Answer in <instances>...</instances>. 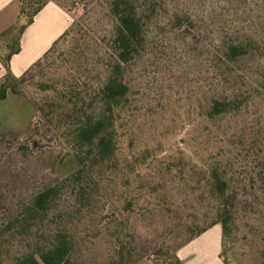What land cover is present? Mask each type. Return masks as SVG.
Listing matches in <instances>:
<instances>
[{"label": "rangeland", "instance_id": "1", "mask_svg": "<svg viewBox=\"0 0 264 264\" xmlns=\"http://www.w3.org/2000/svg\"><path fill=\"white\" fill-rule=\"evenodd\" d=\"M108 1L53 0L24 31V63L42 57L62 23L65 31L80 21L89 46L81 60L41 65L26 76L19 94L36 112L29 127L21 130L29 108H4L2 126L18 133L0 131V264L35 252L39 235L53 229L72 237L70 264H176L177 250L213 216L206 169L215 156L233 169L241 186L221 256L226 264H264V95L214 126L204 118L213 93L227 87L254 91L264 79V0H134L143 8L144 38L125 72L131 100L118 129L115 165L91 171L84 208L63 189L49 216L60 215L42 231L9 227L34 194L79 167L38 110L50 97L40 87L75 77L81 97L93 98L109 61ZM17 15L15 8L7 10L12 21L2 34L16 25ZM8 36L0 37V56ZM237 41L255 42L259 50L235 67L226 84L218 59L225 44Z\"/></svg>", "mask_w": 264, "mask_h": 264}, {"label": "trees", "instance_id": "2", "mask_svg": "<svg viewBox=\"0 0 264 264\" xmlns=\"http://www.w3.org/2000/svg\"><path fill=\"white\" fill-rule=\"evenodd\" d=\"M52 1L15 0L18 10L17 23L0 34V37L9 35L6 52L0 56V62L6 70L0 87V101L6 98L8 91L14 95L19 94L20 86L34 68L47 64L50 66L61 64L63 67L75 56L83 59L85 49L89 46V39L81 22L76 21L72 22L42 57L22 75L18 78L10 75L9 62L12 56L20 52V41L24 31L33 23L38 13ZM106 10L112 19L109 61L104 80L94 90L93 98L89 100L81 97L79 92L81 86L75 77L72 79L69 76L62 77L51 85L40 87V90L50 97L45 99L38 110L52 125L56 138L68 148L79 167L59 180V183H49L34 194L9 226L17 225L22 233L35 227L37 231H42L41 227L47 221L53 223L54 219H57L60 212L52 214L54 217L51 218L49 215L53 205L60 199L63 189L75 199L78 209L84 208L92 188L91 171L96 167L112 168L115 165L118 129L122 130V123L129 111L131 100V89L125 81V72L140 55L144 38V12L141 6L135 5L134 0H109ZM258 50V44L251 41L225 44L218 59L223 82L230 83L234 77L232 73L235 67ZM262 95L264 79L254 91L240 92L227 87L209 97L204 118L214 126L224 117L238 115L255 98ZM210 159L206 170L209 197L215 203L212 207L213 216L209 224L188 241L215 224L221 227L223 241L232 234L231 225L234 222L241 186L235 182L234 172L230 166L223 164V160L216 156ZM71 249L72 237L69 233L66 230L53 229L48 236L42 232L36 242L35 252L23 253L15 264H39L36 255L42 264H70ZM174 259L176 264H182L176 256Z\"/></svg>", "mask_w": 264, "mask_h": 264}, {"label": "crops", "instance_id": "3", "mask_svg": "<svg viewBox=\"0 0 264 264\" xmlns=\"http://www.w3.org/2000/svg\"><path fill=\"white\" fill-rule=\"evenodd\" d=\"M51 5L53 6L52 3L47 4L40 12H43L46 8ZM12 8L16 9L17 15L18 10L15 0H0V34L3 32V29H5L4 26L6 25L7 27V25H9L7 21L9 18L6 17V13L7 10H11ZM53 10L54 14H57L58 10L55 9V7L53 8ZM40 12L34 18L31 26L35 24L36 18L39 16ZM9 20L12 21V19ZM64 29L65 27L62 23V27L58 32L59 36L63 33ZM23 35L20 41V52L17 55L12 56L9 62V73L14 78H18L20 75H22L38 59L33 58L32 60H30L29 62L27 61L26 63L19 61V57L23 52ZM51 44L49 45V47L51 46ZM5 74L6 70L0 62V87L3 83V77L5 76ZM7 106H10L16 110H23L25 107L29 108L31 111L29 116V122L27 126H23L21 130L26 129L27 127H29V125H31L35 118L36 112L33 104L27 99L24 94L14 95L9 91L7 92L6 98L3 101H0V120L2 121L6 119L7 115H5L4 108ZM2 121H0V131H10L18 133L17 130L10 129L7 126H2ZM222 243L223 241L221 227L219 224H215L200 235L188 241L182 247H180L177 250L176 255L178 259L182 262V264H225L221 256ZM133 264H151V262L148 260H139Z\"/></svg>", "mask_w": 264, "mask_h": 264}, {"label": "water", "instance_id": "4", "mask_svg": "<svg viewBox=\"0 0 264 264\" xmlns=\"http://www.w3.org/2000/svg\"><path fill=\"white\" fill-rule=\"evenodd\" d=\"M34 146H35V142H34Z\"/></svg>", "mask_w": 264, "mask_h": 264}]
</instances>
